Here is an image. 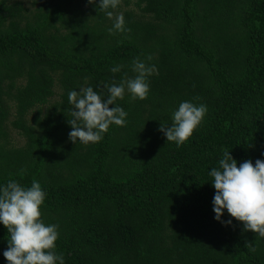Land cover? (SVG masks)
Instances as JSON below:
<instances>
[{
	"label": "trees",
	"instance_id": "obj_1",
	"mask_svg": "<svg viewBox=\"0 0 264 264\" xmlns=\"http://www.w3.org/2000/svg\"><path fill=\"white\" fill-rule=\"evenodd\" d=\"M27 1L0 0V183H40L64 264H264V237L213 219L207 176L223 150L264 159V0H119L111 33L96 0ZM133 58L156 66L147 96L74 144L67 92L133 76ZM183 100L207 111L177 147L157 129Z\"/></svg>",
	"mask_w": 264,
	"mask_h": 264
},
{
	"label": "clouds",
	"instance_id": "obj_2",
	"mask_svg": "<svg viewBox=\"0 0 264 264\" xmlns=\"http://www.w3.org/2000/svg\"><path fill=\"white\" fill-rule=\"evenodd\" d=\"M87 2L91 4L93 0ZM118 3L119 0H96L99 10L112 19L111 27L107 29L109 33L126 30L123 16L116 14L113 19L110 10L115 9ZM145 59L150 60L151 57ZM130 67L133 76H122L118 83H103L100 91L91 85H82L78 91L71 89L67 92V101L71 105V119H67L70 141L74 144L96 143L102 139L109 125L124 126L127 123V112L114 101L122 99L125 92L130 99H144L149 91L147 78L157 72L154 64H146L138 58L132 59ZM120 69L121 65L116 64L109 71L116 73ZM206 111L203 103L180 101L171 111V123H160L157 130L165 141L179 147L198 127ZM260 156L264 158V151ZM217 165L207 172L209 184L214 189L211 199L213 219L222 225H231L235 220L244 231L264 237V159H256L254 163L243 160L237 166L229 151L223 150ZM45 195L35 179L28 186L16 179L0 183V226L8 235L7 247L0 255L6 264H64L63 254L55 250L58 226L45 223L41 218L40 207ZM224 213L230 219L221 221Z\"/></svg>",
	"mask_w": 264,
	"mask_h": 264
},
{
	"label": "rangeland",
	"instance_id": "obj_3",
	"mask_svg": "<svg viewBox=\"0 0 264 264\" xmlns=\"http://www.w3.org/2000/svg\"><path fill=\"white\" fill-rule=\"evenodd\" d=\"M26 2H28V1L24 0L25 6H28V4ZM9 132H10V139H11V142L13 143V145H20L22 143V139L20 138V136H18L16 133H14L11 130Z\"/></svg>",
	"mask_w": 264,
	"mask_h": 264
}]
</instances>
